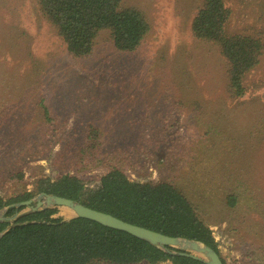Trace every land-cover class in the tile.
<instances>
[{
	"label": "rangeland",
	"instance_id": "374dc122",
	"mask_svg": "<svg viewBox=\"0 0 264 264\" xmlns=\"http://www.w3.org/2000/svg\"><path fill=\"white\" fill-rule=\"evenodd\" d=\"M125 1L150 23L139 48L119 52L103 32L75 58L36 0H0V197L66 174L95 190L117 167L182 192L225 264H264V58L233 99L219 49L192 34L201 0ZM226 2L230 32L264 40V0Z\"/></svg>",
	"mask_w": 264,
	"mask_h": 264
},
{
	"label": "trees",
	"instance_id": "16d2710c",
	"mask_svg": "<svg viewBox=\"0 0 264 264\" xmlns=\"http://www.w3.org/2000/svg\"><path fill=\"white\" fill-rule=\"evenodd\" d=\"M36 2L75 58L89 56L103 32L109 34L116 50L128 53L136 51L150 31L145 15L125 0ZM231 16L226 0H201L191 29L198 40L217 46L227 64L228 92L233 99H240L247 92V76L264 58V40L231 33ZM43 112L46 122H51L45 105ZM94 136H98V131L91 128L89 137L93 145L97 142ZM7 177L22 181L24 173L13 169ZM38 194L65 197L166 236L199 241L219 253L209 226L188 198L168 182H135L117 167L100 178L95 190H86L83 181L74 175L40 177L33 191H21L9 199L0 197V212L11 218L24 210L11 205ZM228 204L237 205L236 195L228 197ZM57 213V208H50L22 215L13 222L1 221L0 264H206L180 256L176 249L166 252L88 219L56 218Z\"/></svg>",
	"mask_w": 264,
	"mask_h": 264
},
{
	"label": "water",
	"instance_id": "95a60500",
	"mask_svg": "<svg viewBox=\"0 0 264 264\" xmlns=\"http://www.w3.org/2000/svg\"><path fill=\"white\" fill-rule=\"evenodd\" d=\"M10 207H15L17 209L23 208L24 210L11 218H5L4 213L0 214V222H13L22 215L45 209L66 208L74 212V218L78 217L88 219L102 226L127 233L139 239L145 240L153 246L163 249L166 252L171 253L170 249L172 248L178 250L179 252L177 254L180 256L203 261L206 264H224L219 253L199 241L166 236L145 227L128 223L111 214L91 209L81 203L65 197L41 194L36 200L30 199L28 201L13 204Z\"/></svg>",
	"mask_w": 264,
	"mask_h": 264
},
{
	"label": "bare ground",
	"instance_id": "6f19581e",
	"mask_svg": "<svg viewBox=\"0 0 264 264\" xmlns=\"http://www.w3.org/2000/svg\"><path fill=\"white\" fill-rule=\"evenodd\" d=\"M64 213H65V215H69L71 212H70V211H67V210H65V211H64Z\"/></svg>",
	"mask_w": 264,
	"mask_h": 264
}]
</instances>
